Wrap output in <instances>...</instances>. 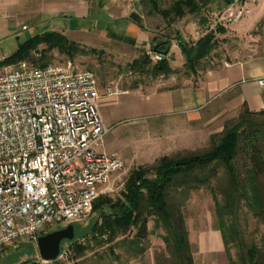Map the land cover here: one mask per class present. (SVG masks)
<instances>
[{
    "label": "rangeland",
    "instance_id": "obj_1",
    "mask_svg": "<svg viewBox=\"0 0 264 264\" xmlns=\"http://www.w3.org/2000/svg\"><path fill=\"white\" fill-rule=\"evenodd\" d=\"M155 1L157 9L164 11L168 10L177 0ZM142 2L144 3L142 5L143 10L146 13L150 12V15L145 16L144 24L150 33L156 37L153 45L169 42L166 57L152 51H149L150 55H148L143 49H136L126 42L107 37L104 33L89 31L86 34L80 32L70 38L64 36L78 50L73 59H68L53 50L46 52L40 61L39 58L34 57L37 60L35 64L46 62L48 65H61L71 61L75 70L88 71L93 75L100 94L106 87L117 91L160 92L175 86L193 83L194 80H197V75L205 70L235 61L237 55H240L242 50L248 46H252L257 36H260L264 30V4H262V9L258 11L254 9L256 5L252 7L251 15L237 23L238 26L244 27L245 25L244 28H246L245 20L248 18V22L262 19L254 31L247 35H240L231 31L230 26H225L220 18V14L225 8L224 0H209L196 13L197 15L186 13L183 18L172 17L170 21L164 20L160 14L152 10L145 0ZM208 34L212 36L213 49L201 60L196 72L189 74L183 68L185 59L181 48H192ZM26 35L29 36L28 33ZM21 39L24 37L22 36ZM5 49L0 44V58L4 57L7 51ZM42 49L43 47H39L38 50ZM144 54L149 65L143 67L142 71L141 69L130 70L133 62ZM27 60L26 55L19 62L34 63L32 55L29 56V62ZM161 60L167 62L173 73L170 75L160 74L153 78L151 69ZM15 64L10 66L0 64V69L3 71V69ZM210 114L204 110L198 112L197 115L174 112L167 116H152L130 122H121L113 127L104 139L105 151L107 154L120 156L123 161V169L111 180L110 192L100 197H108L113 200L117 198L130 172L138 167L151 166L164 156L172 158L190 152L208 150L211 145V137L216 136L215 139H218L224 124L233 122L238 117L213 118ZM102 210L108 212L107 208H102ZM182 213L191 240L196 241L199 237L218 231L213 201L210 193L204 188L191 191L188 194V199L182 207ZM151 222H148L147 228L152 232ZM235 222V229L239 238L246 244L253 242L261 246V243L264 242V224L255 219L244 207H241L237 212ZM97 224H99V210L93 209L80 222L61 224L44 233L72 225L74 237L71 242L84 243L88 248L82 258H77L72 245L64 242L61 245L60 256L53 262H44L39 256L36 244L21 243L0 250V264H118L116 259L107 253L106 247L102 244L97 246V242L91 239L92 228H95ZM160 234L161 231L159 230L152 232L150 236L157 239L156 237ZM99 241L101 242V240ZM148 242L151 247L149 238ZM155 248L157 247H153V249ZM122 251L117 248L114 249L116 256H121L119 263L127 260ZM235 251L234 246L230 245L229 256L233 262L238 264Z\"/></svg>",
    "mask_w": 264,
    "mask_h": 264
},
{
    "label": "built area",
    "instance_id": "obj_2",
    "mask_svg": "<svg viewBox=\"0 0 264 264\" xmlns=\"http://www.w3.org/2000/svg\"><path fill=\"white\" fill-rule=\"evenodd\" d=\"M258 1L224 0L220 18L236 24ZM255 82L264 89V77ZM117 94H100L93 75L71 61L0 69V250L80 222L110 192L123 161L103 149L110 130L98 101Z\"/></svg>",
    "mask_w": 264,
    "mask_h": 264
},
{
    "label": "trees",
    "instance_id": "obj_3",
    "mask_svg": "<svg viewBox=\"0 0 264 264\" xmlns=\"http://www.w3.org/2000/svg\"><path fill=\"white\" fill-rule=\"evenodd\" d=\"M145 1L167 21L172 17L181 19L186 13L197 15L204 4V0H177L168 10L159 11L155 0ZM211 41L212 36L208 34L192 48H181L185 59L183 68L189 74L196 72L201 60L213 49ZM39 47L43 49L39 51ZM168 48L169 42H166L153 45L151 50L166 57ZM53 50L68 59L78 53L64 36L50 32L24 42L0 64H15L31 51H38L40 61L46 52ZM147 65L149 61L144 54L133 62L130 70L142 71ZM172 73L165 60L151 69L153 78ZM215 138L211 137L208 150L172 158L164 156L151 166L138 167L130 172L117 198H98L92 206V210H99V224L91 231L96 245L106 247L118 264H126L142 259L150 248L149 236L160 230L162 247L153 249L154 264H193V249L182 207L191 191L204 188L213 201L217 230L229 264H237L229 256L230 245L236 250L238 264H264V244H246L235 229L241 207L264 224V111L254 113L244 109L235 121L225 123L218 139ZM102 208H107L108 212ZM149 221L153 224L152 232L147 228ZM67 243L72 245L77 258L84 257L88 251L84 243ZM115 248L123 250L126 261L119 263L121 256H116Z\"/></svg>",
    "mask_w": 264,
    "mask_h": 264
},
{
    "label": "crops",
    "instance_id": "obj_4",
    "mask_svg": "<svg viewBox=\"0 0 264 264\" xmlns=\"http://www.w3.org/2000/svg\"><path fill=\"white\" fill-rule=\"evenodd\" d=\"M142 1L0 0V44L7 50L3 58L13 55L24 42L50 32L67 38L89 31L104 33L107 37L111 34L113 39L143 49L148 54L156 37L144 24V18L150 12L143 10ZM262 4L264 0L256 4L255 11L261 10ZM245 21L246 28L239 25L240 28L236 23L230 26L231 31L247 35L262 19L248 22V18ZM22 36L24 39H21ZM31 55L34 63L30 64H35V58H40L38 51L28 53V60ZM262 77L264 30L252 46L237 55L235 61L205 70L197 75L193 83L150 93L118 90L117 95L101 97L98 109L109 130L121 122L167 116L174 112L197 115L204 110L211 113L213 118L236 117L244 109L254 113L264 111V89L255 82ZM103 149L105 151V143ZM156 238L149 236L151 247L142 259H134L126 264H154L153 247H162L159 236ZM188 240L193 249V264H229L218 231L199 237L196 241L191 240L188 233Z\"/></svg>",
    "mask_w": 264,
    "mask_h": 264
},
{
    "label": "water",
    "instance_id": "obj_5",
    "mask_svg": "<svg viewBox=\"0 0 264 264\" xmlns=\"http://www.w3.org/2000/svg\"><path fill=\"white\" fill-rule=\"evenodd\" d=\"M208 0H204V4ZM138 10V6H136ZM168 49L165 50V53ZM74 237L73 226L69 225L64 229L56 230L50 233L41 235L36 242L39 256L44 262H53L60 256L61 245L64 242H71Z\"/></svg>",
    "mask_w": 264,
    "mask_h": 264
}]
</instances>
